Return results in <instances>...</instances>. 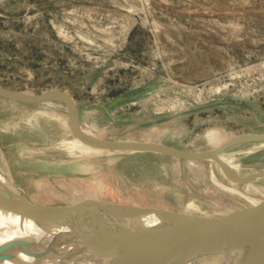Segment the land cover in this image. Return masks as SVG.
Returning a JSON list of instances; mask_svg holds the SVG:
<instances>
[{"label": "rangeland", "instance_id": "1", "mask_svg": "<svg viewBox=\"0 0 264 264\" xmlns=\"http://www.w3.org/2000/svg\"><path fill=\"white\" fill-rule=\"evenodd\" d=\"M0 87L67 91L81 127L105 139L192 151L264 133V0H0ZM68 117L61 103L0 98V167L35 204L218 217L264 199V177L245 183L212 160L96 150L75 139ZM221 160L239 175L264 172V142Z\"/></svg>", "mask_w": 264, "mask_h": 264}, {"label": "water", "instance_id": "2", "mask_svg": "<svg viewBox=\"0 0 264 264\" xmlns=\"http://www.w3.org/2000/svg\"><path fill=\"white\" fill-rule=\"evenodd\" d=\"M0 98L24 104L61 103L67 107L71 133L81 144L108 152H152L186 161L217 162L236 181L251 183L264 177L239 175L221 155L245 143L264 142V133H241L208 150H186L150 140L105 139L88 133L80 125L77 104L67 91L29 93L0 87ZM87 203L35 204L18 188L0 181V210L35 224L67 226L68 244L95 257L102 264H264V199L224 216L207 217L167 208L140 205ZM154 216L157 224L144 223ZM135 222V223H134ZM62 241V240H61ZM62 244V242H61ZM47 250L36 249L29 239L0 244V264L20 263V256L43 258Z\"/></svg>", "mask_w": 264, "mask_h": 264}, {"label": "bare ground", "instance_id": "3", "mask_svg": "<svg viewBox=\"0 0 264 264\" xmlns=\"http://www.w3.org/2000/svg\"><path fill=\"white\" fill-rule=\"evenodd\" d=\"M84 130L90 133L88 130ZM0 181L17 189V186L5 175L1 167ZM84 203L99 205L100 202L86 201ZM141 220H144V223L148 222L157 224V220L154 216H148ZM71 233V228L67 226L47 227L40 224L37 225L16 214L0 210V244L7 242V240L23 238L32 240L36 245V249L47 250V253L43 258H33L31 256L21 255L19 257L21 264H102L101 262H98L95 257L83 254V251H78L76 250V247L68 244L67 238ZM1 264L20 263L7 260Z\"/></svg>", "mask_w": 264, "mask_h": 264}]
</instances>
